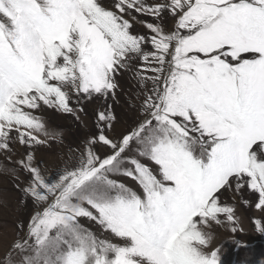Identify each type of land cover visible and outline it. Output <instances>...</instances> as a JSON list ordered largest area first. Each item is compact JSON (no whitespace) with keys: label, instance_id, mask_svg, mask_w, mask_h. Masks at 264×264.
Listing matches in <instances>:
<instances>
[{"label":"snow or ice","instance_id":"snow-or-ice-1","mask_svg":"<svg viewBox=\"0 0 264 264\" xmlns=\"http://www.w3.org/2000/svg\"><path fill=\"white\" fill-rule=\"evenodd\" d=\"M133 13L160 22L140 21L148 34H134ZM134 59L141 118L118 139L108 134L117 119L108 105L76 163L55 178L32 152L7 156L15 167L4 171L33 211L6 264H219L198 227L221 215L234 222L217 194L246 183L264 211V0H0V152L59 135L34 114L42 107L79 119L73 96L77 105L81 96L115 98L116 76Z\"/></svg>","mask_w":264,"mask_h":264},{"label":"rangeland","instance_id":"rangeland-1","mask_svg":"<svg viewBox=\"0 0 264 264\" xmlns=\"http://www.w3.org/2000/svg\"><path fill=\"white\" fill-rule=\"evenodd\" d=\"M148 2L151 3L152 0H148ZM132 15L137 16L132 28L134 34H148L147 29L140 21L160 22L152 17L135 13ZM162 25L166 30L174 28V22L167 13ZM140 63L139 59H134L131 61L133 70L117 74L116 81L119 86L116 89L115 98L111 95L107 99L100 96H93L88 99L81 96V102L77 105L75 103L76 97L73 96L72 106L74 108L83 107L84 109L83 112L77 113L79 119H76L73 114L48 107H42L38 112H35L34 114L43 118L49 130H56L59 133L53 138L41 135L40 139L47 140L46 144L28 148L15 142L11 145L13 150L11 153L0 152V264H6L5 253L12 242L18 236L24 235L23 231H18V223L22 221L27 224L33 211L31 201H28L26 207L21 205L22 193L15 187L11 175L4 171V169L15 167L14 163L7 159V156L11 155L12 160L15 161L23 154L32 152L35 161L45 174L55 178L65 167H70L76 163L86 139L97 134V112L105 110L108 105L112 106V111L117 118L113 130L108 134L118 139L120 133L130 129L141 118L139 104L143 99L140 95L143 89L134 76V70L139 67ZM148 87H151L150 83ZM95 151L103 155L109 153L110 149L106 146L97 145ZM142 162L155 170L156 166L153 162L148 160H142ZM20 178L21 180L25 179L23 173L20 174ZM113 178L142 194L140 186L130 177L114 176ZM217 195L220 204L233 207L234 222L229 224L226 222V217L221 215L219 225L212 221L207 226L198 224L201 230L211 234L210 244L204 246V250L209 253L212 251L219 252V264H264V231H258L256 226L257 220L264 223V211L255 207L258 202V193L254 194L246 183L237 189L236 182L233 181L230 188L222 189ZM81 223L101 238L112 239L95 222L81 218ZM232 227H235L237 231L233 232ZM113 242L118 241L113 240Z\"/></svg>","mask_w":264,"mask_h":264},{"label":"trees","instance_id":"trees-1","mask_svg":"<svg viewBox=\"0 0 264 264\" xmlns=\"http://www.w3.org/2000/svg\"><path fill=\"white\" fill-rule=\"evenodd\" d=\"M263 249H264V245H263Z\"/></svg>","mask_w":264,"mask_h":264}]
</instances>
